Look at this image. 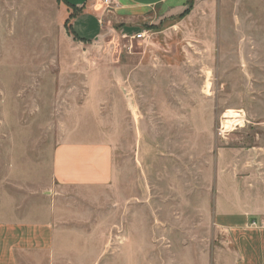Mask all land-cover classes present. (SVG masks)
Masks as SVG:
<instances>
[{"label": "rangeland", "instance_id": "374dc122", "mask_svg": "<svg viewBox=\"0 0 264 264\" xmlns=\"http://www.w3.org/2000/svg\"><path fill=\"white\" fill-rule=\"evenodd\" d=\"M69 1L0 0V222L55 224L20 264H230L215 181L264 152V0L124 29ZM69 140L112 145L113 180L59 185Z\"/></svg>", "mask_w": 264, "mask_h": 264}, {"label": "crops", "instance_id": "0c3cea01", "mask_svg": "<svg viewBox=\"0 0 264 264\" xmlns=\"http://www.w3.org/2000/svg\"><path fill=\"white\" fill-rule=\"evenodd\" d=\"M110 1L109 5L103 0L72 4L82 7L81 21L88 29L87 16L97 23L98 15L124 29L180 15L188 0ZM259 154L252 161L244 153L229 159L225 154L223 172L216 177L213 223L229 241L230 264H264V152ZM52 170L55 181L65 187L106 186L114 178L113 147L101 141H63L53 151ZM54 237L55 224L48 220L0 222V264H20L21 252L49 250Z\"/></svg>", "mask_w": 264, "mask_h": 264}, {"label": "built area", "instance_id": "2783aa9c", "mask_svg": "<svg viewBox=\"0 0 264 264\" xmlns=\"http://www.w3.org/2000/svg\"><path fill=\"white\" fill-rule=\"evenodd\" d=\"M103 3L105 5H109L111 3L110 0H103ZM144 36V33L143 32H138L135 37L136 38H142ZM253 224H255V222H253ZM261 225L264 226V219L261 221Z\"/></svg>", "mask_w": 264, "mask_h": 264}, {"label": "bare ground", "instance_id": "6f19581e", "mask_svg": "<svg viewBox=\"0 0 264 264\" xmlns=\"http://www.w3.org/2000/svg\"><path fill=\"white\" fill-rule=\"evenodd\" d=\"M230 121V119L226 120V123L224 125H228V122Z\"/></svg>", "mask_w": 264, "mask_h": 264}, {"label": "trees", "instance_id": "16d2710c", "mask_svg": "<svg viewBox=\"0 0 264 264\" xmlns=\"http://www.w3.org/2000/svg\"><path fill=\"white\" fill-rule=\"evenodd\" d=\"M186 10H187V9H185L184 12H182L181 14L185 13Z\"/></svg>", "mask_w": 264, "mask_h": 264}]
</instances>
